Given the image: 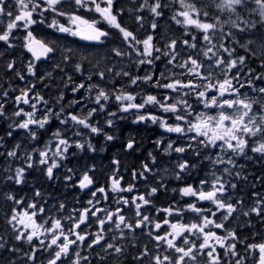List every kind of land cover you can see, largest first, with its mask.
Listing matches in <instances>:
<instances>
[{"label":"snow or ice","instance_id":"6c2138e0","mask_svg":"<svg viewBox=\"0 0 264 264\" xmlns=\"http://www.w3.org/2000/svg\"><path fill=\"white\" fill-rule=\"evenodd\" d=\"M162 19L178 32L162 29ZM36 25L100 51L38 36ZM0 45V71L22 82L6 80L0 90L7 125L0 183L22 185L34 168L54 180L75 157L70 149L97 152L93 135L115 140L95 119L101 114L109 129L132 113L133 123L175 136L153 141L157 155L150 152L131 181L115 158L107 188L94 186V164L78 176L67 168L66 187L90 190L80 208L62 201L48 208L39 189L30 201L0 191L12 205L0 228L8 232L0 235V264H264V232L241 234L253 229V215L264 222V192L248 200L237 194L249 179L240 159L264 161V0H0ZM17 48L29 54L26 61ZM44 62L52 63L38 74ZM56 77L61 87L72 85L73 99L57 91L54 108L37 85L49 88ZM53 121L62 127L41 146L39 132ZM21 132L25 138L16 140ZM121 147L135 151L136 138ZM158 156L175 162L165 167ZM165 174L190 182L172 189L180 201L157 207L152 197L168 190ZM150 175L156 186L140 192L138 181L147 184Z\"/></svg>","mask_w":264,"mask_h":264},{"label":"flooded vegetation","instance_id":"af4514ba","mask_svg":"<svg viewBox=\"0 0 264 264\" xmlns=\"http://www.w3.org/2000/svg\"><path fill=\"white\" fill-rule=\"evenodd\" d=\"M160 25L161 28L164 30H171L174 32H178L179 29V26L172 24V22L169 19H162L160 21ZM96 49L100 51L99 47H97ZM16 52L18 53L19 49ZM49 63L52 62H48L46 66H48ZM17 83H18L16 84L17 86H22V82L17 81ZM46 83L51 84V82L48 81H46ZM58 85L59 82H56L55 84H51L49 88L41 87L39 84L37 85V90L40 91L41 94L44 95L46 99L52 102V107L54 108L59 107V105L54 102L55 98L53 96L55 95V92L52 89L57 87ZM138 102H139V98H138ZM11 103L12 102H10V106ZM112 110H115L114 105L112 106ZM157 114H159L158 110H157ZM95 119H98L101 122L100 123L101 125L103 124L102 127H104L106 132L110 134H114L116 139L111 142H108L104 140V137L102 135L101 136L93 135L94 137L92 136V143L94 144V146L97 147L98 149L97 152L85 153L84 151H81L79 149L78 150L75 148L70 149V152H75V153L78 152V153H76L75 157H70L69 160L65 161L64 166L62 168L55 170L54 175L56 178L54 180H49L39 168H34L28 170V173L26 174V178L29 176L32 178L30 180V186H24L23 184L17 186L12 184L10 186L0 187V191H5V190L11 191L17 196V198L23 197L26 200L30 201L34 195L33 192L34 189H39L41 192H43V188L39 187L40 182L38 180H46V184H48V186L46 188V192H47L45 193L46 196L44 195V197L47 199L46 206L48 208H51L53 205H55L57 201H62L66 203L68 209H71L73 207L80 208L83 207L86 204V201L90 198V190L87 189L80 190L79 188H74L70 186L66 187L65 186L66 182L62 179V177L64 173L67 171V168L72 167L74 168V170H77V176H78L80 171H83L85 165L91 166L94 164L96 166V173L94 177L96 183L94 186L95 187L105 186L107 188V176L109 175L110 169L112 168V160L114 158L119 159L121 161L120 168H121V172L124 175L125 181H131V175H130L131 171L133 169L140 170L141 164L143 162H149L150 157L148 154L150 152L153 153L154 155H157L158 150L156 149L153 143L154 140H156L157 138H163V139H167L169 137L175 138L174 134L165 133L162 129L159 128L158 125H153L150 123L149 124L133 123L132 120L134 119V116L132 113L126 114L125 119L122 121H118L115 127L111 128L112 130L109 129L106 126V124H104L103 119H105V117L103 114L95 117ZM57 127H62V126L59 125L58 122L53 121L50 125L46 126L44 130H40L39 141L41 146L49 141L51 132L54 131ZM129 137H135L137 140L138 147L135 151H131V152L125 151V149L121 147ZM101 148H103L104 150L100 151ZM187 155L191 156L190 153H188ZM158 161L160 165L167 167L170 163L175 162V156L163 157V158L158 156ZM239 162L241 164H244L246 169L245 173H242V175L243 174L248 175L249 179L247 183H244L243 181L239 182L237 194L241 195L245 200H248L252 191L255 190V191L264 192V186H262V183L260 182V181H264V161L246 160L241 158ZM2 166L3 165H0V167ZM161 172H163V168H161ZM254 177L260 178V180L255 183V188H253ZM165 180L168 185V190L165 191L161 189L156 193L155 196L152 197L157 207H165L174 200L180 201L181 197L177 193H174L172 189L173 188L178 189L179 187L183 186L184 182H190L188 178H185V181L183 182L177 181L174 179V177L168 176L167 174H165ZM138 183H139L140 192H145L146 188L156 186V181L153 180L151 175L148 178L147 184H145L143 181H138ZM126 195H130V194H126ZM111 198H112V194H110L109 196L110 200ZM0 199L3 200V197H0ZM3 203L4 201L2 202V204ZM8 205L10 207L12 206L10 204ZM188 215L191 216L192 214L189 213ZM255 218L258 225V228L256 230L257 232H260L261 220L257 217ZM4 226H5V220L0 222V228H3ZM3 232L6 233V235L4 236L7 238L8 232L7 231H3ZM243 232L244 230H242L241 234H243ZM141 239L145 243L149 242L146 236H142ZM24 248L27 249L28 245L24 244Z\"/></svg>","mask_w":264,"mask_h":264},{"label":"trees","instance_id":"16d2710c","mask_svg":"<svg viewBox=\"0 0 264 264\" xmlns=\"http://www.w3.org/2000/svg\"><path fill=\"white\" fill-rule=\"evenodd\" d=\"M121 3H124L126 2V0H120ZM51 15H48V21L50 22L51 20ZM64 20L61 19V22H63ZM38 36H50L51 34L52 35H55L56 37H60V43L61 44H67L69 47H72L73 49H76L80 52H88L89 50H91V48L87 47V46H82L80 45L75 39L74 37H69V36H66V35H63V34H59V33H55L54 30H51V29H48L46 27V25H39V32L36 33ZM0 47H2L0 45ZM19 48L16 49V51L18 50ZM20 51V57H21V60H27L28 58V53L24 52L22 49H19ZM16 54L19 56V54L16 52ZM46 66V65H45ZM44 67V66H42ZM48 66H46L47 68ZM66 68H68L69 70L66 71L68 73H71L72 72V68L71 66H65V70ZM259 70V69H258ZM257 70V71H258ZM4 73L2 71H0V90H3V88L7 87V85L5 84V81L6 80H13L14 83H13V86L16 87L18 84L17 81L18 80H15L14 77H11V76H5L3 75ZM55 75V73H54ZM79 75V74H77ZM59 79V83H61V78H58ZM57 79V81H58ZM78 80V79H77ZM30 82V81H29ZM64 83H68L66 80L63 81ZM72 86L68 84V88H62L61 86H59L58 88H55L54 89V92L56 94L57 91H63L65 93V97L67 99V101H71L73 99V94L71 93L70 91V88ZM53 90V89H52ZM78 95V94H77ZM55 98V95L53 96ZM10 102L11 100H9V106H10ZM0 134H2L3 132V128L4 127H7V125L5 124L4 121L0 120ZM24 134L21 132L19 135L16 136V139H19V140H22L24 139ZM32 178L29 176L26 178V182L23 184L24 186H30V180ZM40 182V186L39 187H42L43 188V192L42 194L43 195H46L45 193L46 192V188L48 186V184H46V180H38ZM12 184H8L6 185L5 183H0V187L2 186H10ZM14 185V184H13ZM3 200L0 199V204H2ZM10 209V206L8 205V203H3V208H0V222H2L4 220L3 218V214L8 212ZM252 224H253V229L249 230V229H244V232H243V235H250L251 231H257L256 229L258 228V225H257V221H256V218L255 216H252ZM260 232H264V222H260ZM0 235H6L5 232H0Z\"/></svg>","mask_w":264,"mask_h":264},{"label":"rangeland","instance_id":"374dc122","mask_svg":"<svg viewBox=\"0 0 264 264\" xmlns=\"http://www.w3.org/2000/svg\"><path fill=\"white\" fill-rule=\"evenodd\" d=\"M64 22V21H63ZM172 24H174L173 22H172ZM37 32H39V25H36V26H34V33L36 34ZM54 37H56L55 35H50L49 36V38H54ZM70 37V36H69ZM59 43H60V40H59ZM61 44V43H60ZM61 45H64V44H61ZM91 49H95L96 51H99V50H97L96 48H91ZM18 54H19V56H20V51L18 52ZM252 67H254V68H257V70H258V66L256 65V63L255 62H253V64L251 65ZM45 69H47L46 68V66H44V67H40L39 66V69H38V71L39 72H42V71H44ZM69 69L68 68H66V71H68ZM39 72H38V74H39ZM58 78H61V77H56V82H59V79ZM57 79H58V81H57ZM74 79H79V75H77L76 74V76H74ZM61 82V81H60ZM61 85V83H59V85L57 86V87H55V88H58L59 86ZM69 85H71V84H69ZM72 86V85H71ZM55 88H53V91H54V89ZM63 88V87H62Z\"/></svg>","mask_w":264,"mask_h":264},{"label":"water","instance_id":"95a60500","mask_svg":"<svg viewBox=\"0 0 264 264\" xmlns=\"http://www.w3.org/2000/svg\"><path fill=\"white\" fill-rule=\"evenodd\" d=\"M76 40H77L79 43L83 44V45H89V44H87V42H85V41H81V40H79L78 38H76ZM91 46H94V45H91ZM95 47H98V46H95Z\"/></svg>","mask_w":264,"mask_h":264},{"label":"bare ground","instance_id":"6f19581e","mask_svg":"<svg viewBox=\"0 0 264 264\" xmlns=\"http://www.w3.org/2000/svg\"><path fill=\"white\" fill-rule=\"evenodd\" d=\"M103 120H104V119H103ZM103 120H102V121H103ZM100 123H101V122H100ZM102 125H103V124H102ZM102 125H101V126H102ZM106 126H107V125H106ZM111 130H112V129H111ZM109 131H110V130H109ZM113 131H114V130H113ZM119 131H120V130H119ZM110 132H111V131H110ZM93 137H94V136H93ZM123 149H124V148H123ZM77 150H78V149H77ZM121 152H122V151H121ZM76 153H78V152H76ZM83 153H84V152H83ZM85 153H86V152H85ZM88 154H89V153H88ZM70 157H71V156H70ZM81 157H82V156H81ZM87 158H88V157H87ZM81 160H82V159H81ZM81 160H80V161H81ZM81 163H82V162H81ZM40 178H41V177H40ZM45 196H46V195H45Z\"/></svg>","mask_w":264,"mask_h":264}]
</instances>
